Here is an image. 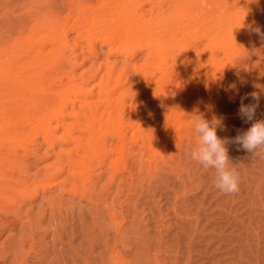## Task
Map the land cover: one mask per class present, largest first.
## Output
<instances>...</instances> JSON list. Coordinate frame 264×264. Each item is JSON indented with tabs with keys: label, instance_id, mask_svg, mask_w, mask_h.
<instances>
[{
	"label": "bare ground",
	"instance_id": "6f19581e",
	"mask_svg": "<svg viewBox=\"0 0 264 264\" xmlns=\"http://www.w3.org/2000/svg\"><path fill=\"white\" fill-rule=\"evenodd\" d=\"M31 2L59 8L39 15L36 7H28L16 15L18 25L0 37V231L20 220L21 200L38 198L26 214L29 247L43 220L46 234L63 237L60 228L68 218L84 215L80 202L99 205L116 177L130 185L133 179L139 187L147 184L141 196L153 191V181L156 187H161L157 181L167 183L169 173L191 177L197 163L186 153L197 146L194 117L223 119L219 103L235 97L233 90L243 82L264 96V39L253 31L264 33V0ZM147 4L150 10L143 9ZM155 6L158 16L152 19ZM186 8L192 16H185ZM46 16L58 20L43 28ZM96 42L115 47L112 53L124 58L105 59L99 75L101 69H95L97 93L88 98L75 66ZM67 45L73 57L65 56ZM142 50L149 59L131 62ZM241 66L244 81L231 79ZM141 97L162 98L170 106L152 108ZM69 104L66 121L60 116ZM61 125L57 137L68 146L44 171L28 174L22 158L30 154L31 139L42 136L53 143V130ZM95 169H100L97 178ZM102 178L103 188L95 191Z\"/></svg>",
	"mask_w": 264,
	"mask_h": 264
},
{
	"label": "rangeland",
	"instance_id": "374dc122",
	"mask_svg": "<svg viewBox=\"0 0 264 264\" xmlns=\"http://www.w3.org/2000/svg\"><path fill=\"white\" fill-rule=\"evenodd\" d=\"M31 1L0 0V37L18 25L16 15L28 7H36V3ZM39 1L42 4L45 0ZM63 5L67 8L66 4ZM151 6L147 4L143 9L150 10ZM36 8L41 15V12L54 11L59 7L52 6L50 9L37 5ZM186 9L185 16H192L190 8ZM158 10L155 6L149 16L154 19ZM67 14L68 10H65L61 16ZM54 17L46 16L43 28L58 20ZM59 20L62 22L64 19ZM72 35L74 32H71ZM113 48L96 42L93 52L83 51L85 59L78 57L76 78L84 81L85 97L96 95V79L92 74L95 69H101L97 70V75L101 74L105 59L110 63L123 60L120 52L112 53ZM70 52L71 47L65 46V56L73 57ZM145 54V50L139 51L130 61H142L146 58ZM249 63L253 61L245 62L243 66ZM243 66L232 71L231 79L236 77L244 81L246 70ZM254 87L243 82L240 91L233 90L237 94L235 97H228L219 103L224 119L218 120L216 131L219 138L234 139L251 126V122L246 123L241 118L239 108L242 97L252 92L258 94V89ZM140 100L160 110L170 106L162 104V98L147 100L141 97ZM243 103L247 105L254 101L249 98ZM70 107H73L72 104L64 109L61 119L67 121L71 118L68 113ZM256 119H264V96L260 97ZM61 130L62 125L53 130L55 136L50 144L42 136L31 139L30 154L22 158L26 163L22 167L28 174L44 171L56 159L59 150L68 146L65 140L57 137ZM226 147L239 173L238 193H222L215 187V169L204 168L196 161L191 177L184 176L186 179H182L181 175L169 173L167 183L157 181L161 187H156L153 181L155 193L147 194L145 191L143 196L140 194L147 184L139 187L137 179H133L130 185L128 181L116 177L111 185L104 188V198L99 205L87 200L80 202L84 215L68 218L65 226L60 228V235L64 238H52L49 233L46 234L47 220H43L35 235L36 242L30 247L25 235L26 214L29 207L39 203V199L21 200L17 206L23 202L25 206L18 212L20 220L0 231V264H64L66 261L72 264H264V157L251 155L236 144ZM99 171L95 169L94 178ZM104 182V178L98 181L95 191L103 188ZM129 193L132 194L127 197ZM111 215L116 217L111 218ZM2 225L3 220L0 219V228Z\"/></svg>",
	"mask_w": 264,
	"mask_h": 264
},
{
	"label": "clouds",
	"instance_id": "9594fccd",
	"mask_svg": "<svg viewBox=\"0 0 264 264\" xmlns=\"http://www.w3.org/2000/svg\"><path fill=\"white\" fill-rule=\"evenodd\" d=\"M253 31L264 39V33L259 28ZM249 98L254 103L245 105L243 101ZM259 101L260 96L256 92L241 98L239 115L246 123L251 122V126L234 139H221L217 136L218 121L209 122L200 115L194 117V130L198 134L197 146L186 155L204 168L215 169V187L224 194L239 192V173L229 158L226 145L236 144L251 155L264 157V119H256Z\"/></svg>",
	"mask_w": 264,
	"mask_h": 264
}]
</instances>
